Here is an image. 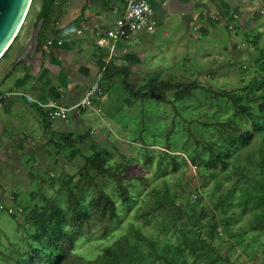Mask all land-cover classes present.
I'll list each match as a JSON object with an SVG mask.
<instances>
[{"label": "rangeland", "instance_id": "374dc122", "mask_svg": "<svg viewBox=\"0 0 264 264\" xmlns=\"http://www.w3.org/2000/svg\"><path fill=\"white\" fill-rule=\"evenodd\" d=\"M41 2L42 0L31 2L18 38L0 62L9 54L12 57L17 51L15 47L23 32L34 22ZM231 2L230 13L235 12L237 20L231 19L234 18V13L226 14V19L216 14L213 15V24L201 22L204 23L203 27L197 22L186 27L179 13L172 14L165 20L163 18L162 23H156L154 18L155 26L151 32L141 31L127 40H119L120 48L112 61L117 66L128 67L132 85L138 87L154 79L182 83L196 80L201 87L195 90L192 96L178 101L174 98V90H168L165 92L167 101H159L157 97L160 94H154L146 100L139 99L130 105L127 101L130 94L123 89V75L114 73L108 76L103 72V94L95 99L93 107L85 112V109L81 111L79 120L71 119L68 123L72 126L69 132L79 138L78 146L85 155L92 152L91 145L96 143L111 148L114 152L113 159L126 163V182L131 185L134 194V199L129 205H122L118 200L120 219L109 235H84L78 238L76 251L79 254L86 258H95L105 245L112 243L127 231L129 222H135L148 237L157 241L158 250L162 254L166 253L170 244L178 241L179 232L174 230L176 226L190 231L191 237H196L198 229L191 228L186 218L178 221L175 226V218H172L165 208L147 219L136 216L138 207L147 206L154 199V196L147 194L148 191L153 187L163 190L164 181L171 192L176 193L177 204L187 207L194 205L198 212L204 209L209 215L205 221H212L218 195L214 180L202 164L194 165L191 160L200 158L194 154L197 140L202 141V144L209 140L221 141L216 123L227 121L234 114L233 102L228 101L222 92L244 91L256 75L258 51L252 43V38L257 31L264 30V17L255 18V11L260 9L262 0ZM240 4L243 7L239 12ZM93 14L90 20L98 21L97 14ZM117 16L118 13L111 12L106 20H115ZM62 19L58 28H61ZM90 20L85 21V28L80 27V35L85 34L84 29L88 33L85 36L88 42L95 45L102 29L100 26L93 28ZM204 28L208 29V33L204 34ZM263 44L264 37L260 42V45ZM94 83L95 81H92L88 89ZM88 89L81 92L78 98L84 97ZM25 94L18 92L14 96L26 97ZM106 94L107 97L101 99V96ZM62 101L63 105L71 104L67 98ZM244 121L249 122L246 119ZM64 126L65 123L62 129ZM36 132L38 137L45 136L42 135V124L36 126ZM168 144L170 155L164 156L163 149ZM47 146L52 149L51 155H54H48L47 150L41 151L39 157H44L39 158L37 166L25 159L33 165L34 178L29 173L28 165L24 162L19 165L21 159H8L5 166H0V264H10L7 257L18 256L27 247L24 232H31L32 229L22 224L25 207L39 201L38 198L31 199L30 194L40 188L53 193L56 187L49 185V176L54 175L56 178L64 173L73 174L83 162V157L75 150L57 154L55 145ZM242 149V146L234 148L230 166L235 161V153L238 154ZM147 154L154 158L150 164L145 161ZM19 155L24 158L23 153ZM162 156L164 163L158 168L157 164ZM173 159L178 163L176 169ZM8 162L10 164H7ZM138 175L147 177V183H141L136 178ZM232 180L233 178L227 179V182ZM233 223L236 227L233 233H236V236L229 237L225 229L219 226L220 235L213 240V245L227 257L217 264H264V232L248 230L246 235L242 236L243 227H246L247 223L246 215L240 216ZM209 231L210 228L207 227L204 232L208 238ZM130 242L136 254L142 251L146 255V259H143L145 263L166 264L161 259H155L145 242H137L132 236ZM171 256L170 260L174 262L179 261L181 257L174 254ZM194 259L188 256L185 264H207L205 259ZM13 261L14 259H11V262Z\"/></svg>", "mask_w": 264, "mask_h": 264}, {"label": "trees", "instance_id": "16d2710c", "mask_svg": "<svg viewBox=\"0 0 264 264\" xmlns=\"http://www.w3.org/2000/svg\"><path fill=\"white\" fill-rule=\"evenodd\" d=\"M68 5L69 0H42L36 21L38 24L42 20L38 32L39 46L48 37L62 31L58 24L66 14ZM263 17L264 12L255 11L256 19ZM18 34L2 57L11 49ZM263 37L264 30H260L252 38L258 51L257 73L248 86L244 91L222 92L228 101L233 102L234 114L227 121L216 123L221 141L209 140L202 144V141L197 140L194 154L200 158L195 157V162L190 158L192 164H202L214 180L218 195L212 221H205L209 215L204 209L198 212L194 205L187 207L177 204L176 193L171 192L165 181L163 190L153 187L148 191L147 194L154 196L151 204L137 208L136 216L142 219L165 208L175 218V226L178 221L186 218L191 228L199 230L196 237H191L190 231L176 226L174 230L179 232L178 241L168 244L166 253L162 254L158 250L157 241L148 237L135 222H129L127 231L105 245L95 258L79 254L76 251L79 237H106L120 219L118 200L122 205L132 203L134 194L131 185L126 182L128 176L125 175L128 168L126 163L113 159L111 148L96 143L91 145L92 152L85 155L78 146L79 138L72 132L56 131L53 119L43 110L44 131L49 142L55 145V152L61 154L75 150L83 157V162L73 174L64 173L56 178L54 175L49 176V185L56 187L53 193L40 188L30 194L31 199L38 198L39 201L25 207L22 224L32 229L31 232H24L27 247L18 256H8L7 261L10 264H149L143 261L146 255L142 251L137 254L134 252L130 242L132 236L137 242H145L155 259H161L166 264H185L188 256L194 257L195 261L205 259L207 264H217L227 258L213 245L214 238L220 235L219 226L232 238L236 236L233 233L236 228L233 222L246 215L247 223L243 227L242 236L248 230L264 232V44L260 45ZM105 58L106 53H103L100 66H105L104 72L108 76L114 73L123 75V89L130 94L127 98L130 105L139 99L150 98L152 91L160 94L157 97L159 101H167L165 92L174 90L175 100L183 101L201 87L196 80L182 83L168 79H154L135 87L129 80L126 65L116 66L111 60L106 63ZM29 79V75H24L19 78V82ZM236 146H242L243 149L235 153L236 158L231 167L230 160ZM169 148L170 144L163 149L164 156L170 155ZM164 156L158 161V168L163 166ZM153 160L152 155L147 154L146 163L150 164ZM173 160L176 169L178 163ZM32 167L29 165V173L34 178ZM136 178L143 184L148 181L145 176L138 175ZM232 178L231 182H227V179ZM207 227L210 228V238L204 234ZM171 254L181 256L180 260L171 261ZM11 259L14 261L11 262Z\"/></svg>", "mask_w": 264, "mask_h": 264}, {"label": "crops", "instance_id": "0c3cea01", "mask_svg": "<svg viewBox=\"0 0 264 264\" xmlns=\"http://www.w3.org/2000/svg\"><path fill=\"white\" fill-rule=\"evenodd\" d=\"M124 4V0H106V6L103 7L101 5L84 6L82 10L73 15L71 22L59 28L62 29L60 33L48 37L41 46H39L38 37L35 38L38 28V24H36L38 13L36 14L35 23L32 22L29 29L23 32L15 47L17 51L12 57L9 54L10 56L8 55L0 62V94L4 95V104L0 107V166H5L8 159L15 158L21 159L18 162L19 165L22 162L28 166L32 165L27 160L25 161L28 159L30 163L37 166L39 158L43 159L44 157H39L41 151L47 150L46 153L51 155L52 149L47 146L51 142H49L45 131L42 135L46 137H38L36 132V126L43 125L42 111L47 113L46 107L27 97H16L14 94L23 92L41 103L61 104L62 99L67 98L71 104H64L65 106H72L79 102L83 98H78L79 94L85 89L87 90L92 81L97 78L102 68L100 57L106 53V50L99 47L97 43L95 46L88 42L85 37L88 33L84 29L83 33L85 32V34L80 35L81 28L86 27L85 21L90 20L95 13L98 16V21L90 20L89 23L93 28L100 26L99 28L102 29L100 33H102L115 23ZM152 4L156 23L158 21L162 23L172 14L179 13L186 27L197 22L201 26L204 24L201 22L213 24V15L216 14L226 19V14L230 13L232 6L231 0H152ZM242 7L240 4L239 12ZM111 12L118 13L117 18L106 20ZM233 13L234 18L231 19L237 20L238 16L235 12L230 14ZM163 18L164 20H162ZM205 30L208 33V29L204 28ZM49 40L52 43L46 47ZM118 48H120L119 44ZM24 75H29L30 79L26 82H19V78ZM104 96L107 97V94ZM83 109L85 108L71 110L66 122L53 120V128L56 131L69 132V128L72 126L68 123L71 122V119L79 120ZM64 123L65 126L62 129ZM19 153H23L24 158Z\"/></svg>", "mask_w": 264, "mask_h": 264}, {"label": "built area", "instance_id": "2783aa9c", "mask_svg": "<svg viewBox=\"0 0 264 264\" xmlns=\"http://www.w3.org/2000/svg\"><path fill=\"white\" fill-rule=\"evenodd\" d=\"M125 4L120 9V15L116 19L115 23L108 27L105 31L99 34L97 44L99 47L106 50V63L113 59L117 54L119 40L123 38H129L141 31H152L155 26L154 15L155 10L152 4V0H124ZM264 12V0L259 9ZM52 43L51 40L45 45L48 47ZM105 66L99 71L95 83L88 89L84 97L72 106H65L57 104L55 102L41 103L35 100L33 97L25 94L31 101H36L40 105L46 107V111L51 119L67 121L70 116V112L73 109L85 108L89 109L93 107L95 99L100 98L102 92V78ZM105 96L102 95L101 99ZM4 104V95L0 94V107Z\"/></svg>", "mask_w": 264, "mask_h": 264}, {"label": "water", "instance_id": "95a60500", "mask_svg": "<svg viewBox=\"0 0 264 264\" xmlns=\"http://www.w3.org/2000/svg\"><path fill=\"white\" fill-rule=\"evenodd\" d=\"M32 0H0V58L11 45L16 35L18 34L24 19L28 13ZM106 0H69V5L66 14L64 15L61 24L65 26L71 22L73 15L82 10L86 5L99 6L105 5ZM35 32V38L38 37L39 26ZM62 25L60 27H62ZM157 94L152 91V95ZM160 96V95H159Z\"/></svg>", "mask_w": 264, "mask_h": 264}]
</instances>
